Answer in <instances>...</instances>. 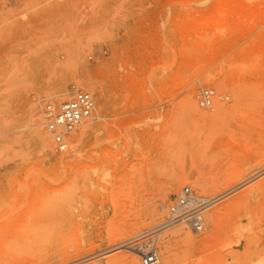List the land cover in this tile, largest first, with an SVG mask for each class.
<instances>
[{"label": "rangeland", "instance_id": "374dc122", "mask_svg": "<svg viewBox=\"0 0 264 264\" xmlns=\"http://www.w3.org/2000/svg\"><path fill=\"white\" fill-rule=\"evenodd\" d=\"M201 87L215 92L211 109ZM79 90L94 109L58 152L45 107ZM219 105L235 110L207 116ZM261 115L264 0H0V264H134L132 250L137 264L150 251L161 259L159 237L182 220L157 218L164 197L150 190L172 177L187 180L167 209L184 187L216 200L199 230L186 223L194 243H171L169 264H264V194L254 190L264 166L247 174L264 156ZM101 158L107 169L91 185Z\"/></svg>", "mask_w": 264, "mask_h": 264}, {"label": "built area", "instance_id": "2783aa9c", "mask_svg": "<svg viewBox=\"0 0 264 264\" xmlns=\"http://www.w3.org/2000/svg\"><path fill=\"white\" fill-rule=\"evenodd\" d=\"M215 92L211 88L201 87L198 101L203 108L211 109ZM94 109V100L88 91L79 90L74 97L57 107L47 104L45 107V127L51 136L54 148L63 152L68 146L67 134L74 130L83 120L89 118ZM197 203L195 207H191ZM208 202L192 195L189 187H184L174 196L170 205V218L168 224H173L183 219L192 218L193 227L199 230L202 226L198 213ZM143 264H158L159 259L155 251H150L142 258Z\"/></svg>", "mask_w": 264, "mask_h": 264}, {"label": "bare ground", "instance_id": "6f19581e", "mask_svg": "<svg viewBox=\"0 0 264 264\" xmlns=\"http://www.w3.org/2000/svg\"><path fill=\"white\" fill-rule=\"evenodd\" d=\"M81 89H88V87H86V86H81ZM236 95L238 94V95H241L239 92H236L235 93ZM236 97H241V96H236ZM187 102L189 103H187V105H191L193 108H196L195 107V105L193 104V102H191L190 101V98L187 100ZM192 103V104H191ZM191 106L189 107V108H191ZM234 106V105H233ZM237 105L235 104V108H237L236 107ZM235 108L234 107H225L224 105H219V111H217L218 113H216V115H207V116H209V117H211V118H214V119H216V118H221V117H224V116H227V114H231V113H233L234 112V110H235ZM197 109V108H196ZM251 115V117H249V118H252V116L254 115H252V114H250ZM249 115V116H250ZM258 116H260V115H258ZM261 116H263V115H261ZM264 117V116H263ZM248 118V117H247ZM255 116H254V118H252L251 120H253L254 119V121H255ZM259 119V122L261 121V119L260 118H258ZM247 120H250V119H247ZM263 120V122L261 123H259V125H260V127L263 125L264 126V118L262 119ZM246 121V120H245ZM256 121H257V118H256ZM252 121H249V123H251ZM258 122V121H257ZM246 123V122H245ZM253 124V123H252ZM252 124H250V125H252ZM254 124H255V122H254ZM243 125H245V124H243ZM242 125V126H243ZM246 126H247V124H246ZM244 127V126H243ZM256 127H259V126H256V125H253V127H249L248 126V128H246L245 127V129H248L249 131H250V129H252V132L251 133H253V135H254V133L255 132H257L256 130H258L259 131V129H257ZM254 129V130H253ZM238 130V132H239V130L240 129H237ZM247 130H245V132H246ZM250 132H248L247 131V135H250ZM241 133H242V130H241ZM241 133H239V134H241ZM241 136L242 137H240L241 139H243L245 136H246V134L244 135V133L243 134H241ZM244 136V137H243ZM247 138H248V136H246ZM246 137H245V139H246ZM250 137V136H249ZM252 137V136H251ZM238 138H239V135H238ZM237 138V139H238ZM239 138V140H241ZM70 143H72V133L70 134ZM244 140V139H243ZM243 140H242V142H243ZM247 140V139H246ZM250 139L248 138V140L247 141H249ZM241 142V143H242ZM69 143V145H71ZM243 143H245V141L243 142ZM261 158V157H260ZM259 158V160L256 158V162L255 163H253V165H252V167L254 166V164H257L258 166H256V167H254V169L252 168V170H249V173L247 172V174H253V172L255 173V171L257 170V169H259V168H261L262 166H264V161L263 162H261L260 160H263V158H264V156L262 157V159H260ZM102 160H100L99 162H97V163H95L96 165L95 166H90L89 168H90V170H88V172L89 173H87V177H86V181L89 183V184H93V180L96 178V177H100V176H102L103 175V173H105V171H106V161L103 159V158H101ZM254 160H255V158H254ZM258 160V161H257ZM261 162V163H260ZM258 163H260V164H258ZM248 165H249V163H248ZM248 167V166H247ZM247 167H245V168H247ZM250 167H251V165H250ZM258 171V170H257ZM257 171H256V173H257ZM259 171H260V169H259ZM261 171H262V169H261ZM243 172H245L246 173V171H243ZM252 172V173H251ZM261 173V172H260ZM260 173H258V174H260ZM244 174V173H243ZM243 174H242V176H243ZM247 174H246V176H247ZM253 175H255V174H253ZM250 176V175H249ZM171 176H169L168 178H170ZM244 177V176H243ZM242 177V178H243ZM255 176H253L252 178H254ZM173 178V179H172ZM170 180H167L166 181V183L163 185V187L162 188H160V184L157 186V184L156 185H154L155 187H153V186H151V187H153V189L152 190H150V192L151 193H153L156 197H158V195L160 196V197H164V202L162 201L161 202V204L160 205H157V206H155L154 204V206H155V208H154V210H155V214L154 215H156L157 216V218H166L167 217V214H168V210L169 209H167V197L169 196V191L170 190H172V189H175V188H177V187H179L182 183H185V181L187 180V179H180V178H178V177H172ZM174 178H177V179H174ZM84 179V178H83ZM247 179V183L249 182V180H248V178H246ZM243 180V179H242ZM96 181V180H95ZM153 181H155V180H153ZM244 181H246V180H244ZM188 182V181H187ZM237 182V181H236ZM239 183L241 182V181H238ZM238 182L237 183H234L233 185L235 186V185H238ZM247 183H245V184H247ZM251 183V182H250ZM151 184V183H150ZM252 184V183H251ZM259 184V185H258ZM258 184H256L257 186L255 187L256 189H254L256 192H261V194H264V180L262 181V182H260V183H258ZM90 185V186H91ZM232 185V186H233ZM248 186L247 187H252L251 185L249 186V184H247ZM253 185V184H252ZM239 186H244V188H245V186L246 185H244V182H243V184H239ZM254 186H255V184H254ZM246 187V188H247ZM160 188V189H159ZM232 188V187H231ZM230 188V189H231ZM235 188H237L236 186L234 187V189ZM243 188V189H244ZM246 188H245V190H246ZM159 189V190H158ZM180 189V188H179ZM253 189V188H252ZM227 190V189H226ZM231 190H233V189H231ZM153 191V192H152ZM159 191H160V193H159ZM225 191V190H224ZM227 191H229V190H227ZM227 191H226V193H227ZM253 191V190H252ZM255 191H254V194H255ZM243 192H244V190H243ZM243 192H241V193H243ZM246 193L248 192V189L245 191ZM248 193H250V192H248ZM146 194V193H145ZM158 194V195H157ZM225 194V193H224ZM251 194V193H250ZM253 194V193H252ZM260 194V193H259ZM260 194V195H261ZM148 195H149V193H148ZM239 195H241V194H239ZM243 198H245V196H244V194L243 195H241ZM251 196V195H250ZM148 197V196H147ZM152 197H154V196H152ZM156 197H155V199H156ZM198 198V197H197ZM148 199V198H147ZM147 199H145V200H147ZM154 199V198H153ZM153 199H150V200H153ZM213 199V198H212ZM210 200V199H209ZM216 199H213V200H211V202H209L208 203V205L206 206V208L203 210V211H207L208 209H210L211 207H213L214 205H213V203H214V201H215ZM243 200H247V199H243ZM250 200V199H249ZM148 202H149V204L148 203H146V205H152L150 202L151 201H149L148 200ZM152 203H154L153 201H152ZM156 204V203H155ZM149 207V206H148ZM151 208V207H150ZM264 209V208H263ZM263 209H261L260 210V212L263 214ZM154 210L152 211V212H154ZM259 210V209H258ZM257 212H259V211H257ZM257 212L255 213V211H254V213H253V215H254V217H256L257 218V220L258 219H261L262 217H261V215H257ZM260 213V214H261ZM257 216H256V215ZM218 212H214V213H212V214H210L207 218L210 220V221H215L216 220V218H218ZM252 215V214H251ZM252 215V216H253ZM264 215V214H263ZM258 216H260V218L258 217ZM254 217H252V218H254ZM264 217V216H263ZM156 218V219H157ZM252 218H249V223L250 224H252V222H251V219ZM255 218V219H256ZM158 219V220H159ZM161 219V220H162ZM264 219V218H263ZM189 221V219H184V220H182V221H180L178 224H177V226H176V228L175 227H173L174 229L173 230H171L170 232H168L167 234L165 233V235H163V236H161V237H159V240H158V244L157 245H159V249H161V259L160 258H158L159 259V263L160 264H169L168 262H169V249L171 248L170 246H171V243L173 242V241H175V240H180V239H184L183 241H190V242H195V237L193 236V234L191 233V231L189 230V227L187 226V222ZM260 221V220H259ZM264 221V220H263ZM261 222V221H260ZM248 223V224H249ZM162 224L163 223H161L160 225L162 226ZM253 224H258V223H253ZM262 224V223H261ZM164 225V224H163ZM176 225V224H175ZM246 225V224H245ZM159 226V225H158ZM170 226V225H169ZM169 226H168V224H167V227L169 228ZM174 226V225H173ZM247 226V225H246ZM245 226V227H246ZM251 226V225H250ZM162 227H165V226H162ZM238 227H239V225L237 226V228H236V231H238V232H240L239 233V235H243L241 232V230H238ZM254 227V226H253ZM160 227H158V229H159ZM168 228H166L167 229V231H168ZM170 228H172V227H170ZM169 228V229H170ZM232 228L234 229V227H231V230H232ZM240 228H242V226L240 225ZM257 228H258V226H257ZM256 228V229H257ZM161 229V228H160ZM159 229V230H160ZM230 229V228H229ZM245 229V228H244ZM254 229V228H253ZM263 229V228H262ZM154 230H156V231H158L157 229H154ZM193 230V229H192ZM230 230V231H231ZM260 230V229H259ZM259 230H258V232H259ZM254 230H252V232H253ZM264 231V230H263ZM160 232V231H159ZM165 232V231H164ZM233 231H231V233H232ZM255 232V231H254ZM257 232V233H258ZM140 233H142V232H140ZM151 233V232H150ZM231 233H230V235H231ZM251 233V232H250ZM259 233H261V231L259 232ZM264 233V232H263ZM137 234V233H136ZM145 234H147V235H149V232L148 233H145ZM145 234H142L141 236L143 237V236H145ZM238 234V233H237ZM159 235V234H158ZM254 235L256 236V233H254ZM253 235V236H254ZM157 236V235H156ZM233 236V235H232ZM240 236V237H241ZM244 236V235H243ZM252 235H251V237H253ZM134 237H136L135 235H134ZM133 237V238H134ZM141 237V238H142ZM236 237V236H235ZM249 237V236H248ZM250 237V238H251ZM258 237V236H257ZM256 237V238H257ZM138 238H140V237H138ZM232 238H234V236L232 237ZM136 240H138L137 238H135ZM135 239H133L134 241H135ZM157 239V238H156ZM236 239H238V238H236ZM242 239H244V237H242ZM258 239V238H257ZM141 240V239H140ZM247 240H251V239H247ZM255 240V239H254ZM181 241V240H180ZM248 241V243H250ZM262 241V240H261ZM133 242V241H132ZM136 242V241H135ZM143 242V241H142ZM252 242V244H253V241H251ZM256 242V241H255ZM175 243V242H174ZM244 243V242H243ZM246 243V242H245ZM259 243H260V241H259ZM128 244V243H127ZM135 244V243H134ZM173 244V243H172ZM261 244V243H260ZM125 245V244H124ZM137 245V244H136ZM135 245V246H136ZM240 245V243H238V246ZM245 245V244H244ZM247 245V244H246ZM134 246V245H133ZM132 246V247H133ZM241 246V245H240ZM255 246H256V244H254V249H255ZM258 246V245H257ZM118 247H123V246H118ZM126 247V246H125ZM244 246H242V248H243ZM126 248H129V247H126ZM238 248V247H237ZM245 248V247H244ZM129 249H131V248H129ZM234 249V248H233ZM238 251L240 250V248H238L237 249ZM249 250V248L247 249V251ZM243 251H244V249H243ZM260 251V250H259ZM262 251V250H261ZM232 252V251H231ZM249 252V251H248ZM263 252V251H262ZM262 252H261V254H262ZM101 253V252H100ZM99 253V254H100ZM130 253H132L131 255V258H132V260H133V263L134 264H137L136 263V261H137V257L139 256L138 255V253H136L135 251H133L132 250V252L130 251ZM226 253V252H225ZM234 253V252H233ZM239 253V252H238ZM246 253V252H245ZM260 253V252H259ZM102 254H103V252H102ZM254 254V253H253ZM104 255H106L105 253H104ZM223 254H221V256H222ZM263 255H264V253H263ZM141 256V255H140ZM159 256V255H158ZM233 257H234V255H232ZM236 256V255H235ZM222 257H224V259H226L227 257H225L224 255L222 256ZM236 257H238V256H236ZM247 257H248V255H247ZM254 257V256H253ZM259 257V256H258ZM90 258V257H89ZM235 258V257H234ZM262 258H263V256H262ZM261 258V259H262ZM228 259V258H227ZM257 261H258V259H260V257L257 259V257L255 258ZM85 260V259H84ZM229 260V259H228ZM227 260V261H228ZM255 260V261H256ZM240 261V259L238 258L237 259V262H239ZM263 262V261H262ZM228 263V262H227ZM244 264H245V262H243ZM251 263V262H250ZM228 264H230V261H229V263ZM242 264V263H241ZM255 264V263H254Z\"/></svg>", "mask_w": 264, "mask_h": 264}]
</instances>
